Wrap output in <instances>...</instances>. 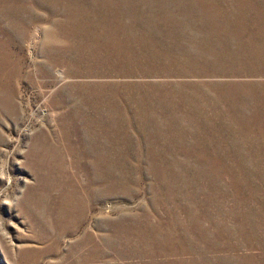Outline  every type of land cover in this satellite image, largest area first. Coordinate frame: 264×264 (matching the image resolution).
<instances>
[{
    "label": "rangeland",
    "instance_id": "obj_1",
    "mask_svg": "<svg viewBox=\"0 0 264 264\" xmlns=\"http://www.w3.org/2000/svg\"><path fill=\"white\" fill-rule=\"evenodd\" d=\"M263 29L264 0H0V264H264Z\"/></svg>",
    "mask_w": 264,
    "mask_h": 264
},
{
    "label": "bare ground",
    "instance_id": "obj_2",
    "mask_svg": "<svg viewBox=\"0 0 264 264\" xmlns=\"http://www.w3.org/2000/svg\"><path fill=\"white\" fill-rule=\"evenodd\" d=\"M163 1H164V0H163ZM213 1H215V0H213ZM216 1H218V0H216ZM229 1H230V0H229ZM139 2H141V1H139ZM187 2H188V1H187ZM187 2H186V3H187ZM189 2H190V1H189ZM189 2H188V3H189ZM142 3H143V2H142ZM155 3H156V2H155ZM186 3H185V4H186ZM210 3H211V2H210ZM218 3H219V2H218ZM262 3H263V2H262ZM170 4H171V3H170ZM181 4H183V3H181ZM181 4H180V5H181ZM191 4H192V3H191ZM191 4H190V5H191ZM213 4H214V2H213ZM219 4H220V3H219ZM151 5H152V4H151ZM157 5H158V4H157ZM159 5H160V3H159ZM164 5H165V4H164ZM176 5H177V4H176ZM217 5H218V4H217ZM247 5H248V4H247ZM161 6H162V5H161ZM165 6H167V5H165ZM170 6H171V5H170ZM192 6H193V5H192ZM195 6H196V5H195ZM239 6H240V5H239ZM157 7H160V6H157ZM167 7H168V6H167ZM174 7H175V6H174ZM183 7H184V6H183ZM183 7H182V8H183ZM184 8H185V7H184ZM160 9H161V8H160ZM163 9H164V7H163ZM166 9H167V8H166ZM188 9H189V6H188ZM190 10H191V9H190ZM186 11H187V10H186ZM192 11H193V8H192ZM182 12H183V11H182ZM188 12H189V10H188ZM190 13H191V12H190ZM192 13H193V12H192ZM196 13H197V12H196ZM183 14H184V13H183ZM238 14H239V13H238ZM196 15H197V14H196ZM196 15H194V16H196ZM200 15H201V14H200ZM181 16H182V13H181ZM194 16H193V17H194ZM196 17H198V15H197ZM226 17H227V16H226ZM182 18H185V17L183 16ZM248 18H249V17H248ZM234 19H235V18H234ZM185 20H186V18H185ZM188 20H189V19H188ZM188 20H187V22H188ZM196 20H197V19H196ZM169 21H170V20L168 19V22H169ZM183 22H184V21H183ZM191 23H192V22H191ZM191 23H189V24H191ZM172 24H173V23H172ZM183 24H185V23H183ZM133 25H134V24H133ZM185 25H187V24H185ZM173 27H174V26H173ZM188 27H189V26H188ZM193 27H194V24H193ZM195 27H196V26H195ZM226 27H228V26H226ZM196 28H197V27H196ZM222 28H223V27H222ZM172 29H173V28H172ZM194 29H195V28H194ZM196 30H197V29H196ZM208 30H210V29H208ZM212 30H213V29H212ZM263 30H264V29H263ZM116 31H117V30H116ZM192 31H195V30H192ZM192 31H191V32H192ZM228 31H231V30H228ZM110 32H111V31H110ZM205 32H207V31H205ZM211 32H212V31H210V33H211ZM187 33H188V32H187ZM192 33H193V32H192ZM118 34H119V33H118ZM207 34H208V33H207ZM245 34H246V33H245ZM188 35H190V34H188ZM188 35H187V36H188ZM260 35H261V34H260ZM233 36H234V35H233ZM189 38H194V37H193V36L191 37V35H190ZM153 39H154V38H153ZM245 39H246V38H245ZM190 40L193 41V39H190ZM205 40H206V39H205ZM235 40H236V39H235ZM242 40H243V39H242ZM259 40H260V39H259ZM148 41H150V40H148ZM194 41H195V40H194ZM139 42H140V41H139ZM144 42H145V41H144ZM197 42H198V41H197ZM197 42H196V43H197ZM202 42H204V41H202ZM247 42H248V41H247ZM150 43H151V42H150ZM260 43H261V42H260ZM144 44H145V43H144ZM154 44H155V43H154ZM154 44H153V45H154ZM193 44H194V43H193ZM199 44H200V43H199ZM250 44H251V43H250ZM256 44H257V43H256ZM262 44H263V43H262ZM187 45H188V44H187ZM197 45H198V44H197ZM197 45H196V47H197ZM260 45H261V44H260ZM150 46H152V45L150 44ZM155 46H156V45H155ZM194 46H195V45H194ZM201 46H202V44H201ZM184 47H185V46H184ZM184 47H183V48H184ZM254 47H255V46H254ZM146 48H147V47H146ZM148 48H149V47H148ZM166 48H167V47H166ZM183 48H182V49H183ZM186 48H187V47H186ZM193 48H194V47H193ZM197 48H199V46H198ZM197 48H196V49H197ZM120 49H121V48H120ZM127 49H128V48H127ZM129 49H130V48H129ZM129 49H128V50H129ZM184 49H185V48H184ZM184 49H183V50H184ZM259 49L263 50V49H262V46H261V48H259ZM121 50H122V49H121ZM132 50H133V49H132ZM185 50H186V49H185ZM261 50H260V51H261ZM130 51H131V50H130ZM144 51H145V50H144ZM148 51H149V50H148ZM153 51H154V50H153ZM228 51H229V50H228ZM233 51H234V50H233ZM262 52H263V51H261V53H262ZM139 53H140V52H139ZM195 53H196V52H195ZM231 53H233V52H231ZM235 53H237V52H235ZM131 54H132V53H131ZM141 54H142V53H141ZM186 55H187V54H186ZM214 55H215V54H214ZM219 55H221V54H219ZM219 55H218V56H219ZM216 56H217V55H216ZM223 56H224V55H223ZM236 56H237V55H236ZM185 57H186V56H185ZM185 57H183V58H185ZM200 57H201V56H200ZM209 57H210V56H209ZM214 57H215V56H214ZM256 57H257V56H256ZM179 59H180V57H179ZM183 60H184V59H183Z\"/></svg>",
    "mask_w": 264,
    "mask_h": 264
}]
</instances>
